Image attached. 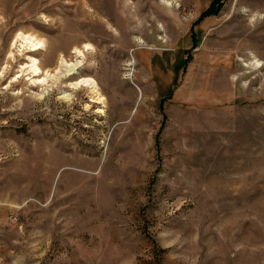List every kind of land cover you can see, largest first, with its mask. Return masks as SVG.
I'll list each match as a JSON object with an SVG mask.
<instances>
[{"label": "rangeland", "instance_id": "374dc122", "mask_svg": "<svg viewBox=\"0 0 264 264\" xmlns=\"http://www.w3.org/2000/svg\"><path fill=\"white\" fill-rule=\"evenodd\" d=\"M171 1L0 0V264H264V0Z\"/></svg>", "mask_w": 264, "mask_h": 264}, {"label": "bare ground", "instance_id": "6f19581e", "mask_svg": "<svg viewBox=\"0 0 264 264\" xmlns=\"http://www.w3.org/2000/svg\"><path fill=\"white\" fill-rule=\"evenodd\" d=\"M150 1H154V0H150ZM162 1V4L164 5L163 7L164 8H169L171 7V4H172V1L171 0H161ZM145 8V7H144ZM143 7H140L138 6L137 10L134 11V14H138V13H142V10L144 9ZM154 11V10H153ZM154 16H152V13L149 12L148 16H143L144 18L145 17H148L151 18V20L154 22H157V18H158V14L155 12V14H153ZM152 22V23H153ZM144 27L141 26V27H138V31L142 30ZM158 29V27H156V30ZM25 34H18V38L20 40H22L21 42L24 43V44H28L30 45V51L31 52H36L38 50L41 49V47L43 46V42L41 40H36V38H33V37H30L29 35L28 36H24ZM17 39V38H16ZM14 43V42H13ZM27 46V45H26ZM90 46L88 45H85L84 46V50H87L89 49ZM81 50V49H80ZM78 48H74L73 50V53H75L77 56H82V52L80 51ZM83 50V49H82ZM30 70H31V73H32V77H36L38 74H42V77L40 78H37L35 80H33V84H39V83H42L45 81V78L46 76H51L49 74L48 71H41L40 68L38 67V61L35 59V58H30ZM64 64L65 62L62 61ZM69 66V65H68ZM80 66V63H76L74 65H71L68 69H64V75H70V74H73L74 71ZM57 71V70H56ZM71 83L69 84V88H71L72 86H70ZM74 85H80V86H85V87H88V86H91L93 89H94V81L89 79V78H82L78 81L75 82ZM74 87V86H73ZM97 90V89H96ZM67 96V95H66Z\"/></svg>", "mask_w": 264, "mask_h": 264}, {"label": "trees", "instance_id": "16d2710c", "mask_svg": "<svg viewBox=\"0 0 264 264\" xmlns=\"http://www.w3.org/2000/svg\"><path fill=\"white\" fill-rule=\"evenodd\" d=\"M216 1H218V0H213L212 3H215ZM211 6H212V5H211ZM214 6H216V5H214ZM214 6H213V7H210V8L207 9L205 12H203V13L199 16V18L196 20V22L194 23V26L197 25V24H199L200 21H201L204 17H206V16H208V15L214 13V12L216 11L215 8H214ZM191 38H192V42H193V44H195V43H196V41H195L196 38H195V33H193V31H192V33H191Z\"/></svg>", "mask_w": 264, "mask_h": 264}, {"label": "crops", "instance_id": "0c3cea01", "mask_svg": "<svg viewBox=\"0 0 264 264\" xmlns=\"http://www.w3.org/2000/svg\"><path fill=\"white\" fill-rule=\"evenodd\" d=\"M193 32H194V30H193Z\"/></svg>", "mask_w": 264, "mask_h": 264}]
</instances>
